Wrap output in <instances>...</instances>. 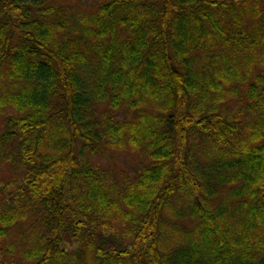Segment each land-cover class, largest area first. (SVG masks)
Segmentation results:
<instances>
[{
  "label": "trees",
  "instance_id": "trees-1",
  "mask_svg": "<svg viewBox=\"0 0 264 264\" xmlns=\"http://www.w3.org/2000/svg\"><path fill=\"white\" fill-rule=\"evenodd\" d=\"M0 264H264V0H0Z\"/></svg>",
  "mask_w": 264,
  "mask_h": 264
},
{
  "label": "rangeland",
  "instance_id": "rangeland-1",
  "mask_svg": "<svg viewBox=\"0 0 264 264\" xmlns=\"http://www.w3.org/2000/svg\"><path fill=\"white\" fill-rule=\"evenodd\" d=\"M112 156H113V159L115 160V162H117L119 160L118 158L123 159L122 155H119L118 157H116L115 154H114Z\"/></svg>",
  "mask_w": 264,
  "mask_h": 264
}]
</instances>
